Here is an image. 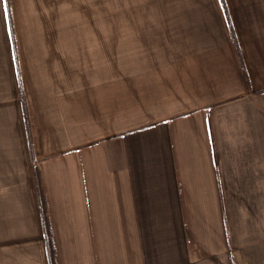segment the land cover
Wrapping results in <instances>:
<instances>
[{
    "label": "crops",
    "instance_id": "obj_1",
    "mask_svg": "<svg viewBox=\"0 0 264 264\" xmlns=\"http://www.w3.org/2000/svg\"><path fill=\"white\" fill-rule=\"evenodd\" d=\"M44 1L0 5V264H264V0L173 1L102 72L18 40Z\"/></svg>",
    "mask_w": 264,
    "mask_h": 264
},
{
    "label": "rangeland",
    "instance_id": "obj_2",
    "mask_svg": "<svg viewBox=\"0 0 264 264\" xmlns=\"http://www.w3.org/2000/svg\"><path fill=\"white\" fill-rule=\"evenodd\" d=\"M178 0H60L37 3H19V13L32 11L39 16L15 18L18 40L28 42H60L68 47V53L83 63L99 60L107 47L114 48L117 57L137 56L139 36L150 27L170 25L172 3ZM214 4V2H210ZM6 20L0 18V59L9 58L7 52ZM76 54V55H74ZM6 59V61H5ZM1 78V75H0Z\"/></svg>",
    "mask_w": 264,
    "mask_h": 264
},
{
    "label": "snow or ice",
    "instance_id": "obj_3",
    "mask_svg": "<svg viewBox=\"0 0 264 264\" xmlns=\"http://www.w3.org/2000/svg\"><path fill=\"white\" fill-rule=\"evenodd\" d=\"M6 2H7V0H0V5H4V4H6ZM7 15H8L7 9L5 8L4 12H3V16H4L5 20L7 19Z\"/></svg>",
    "mask_w": 264,
    "mask_h": 264
}]
</instances>
